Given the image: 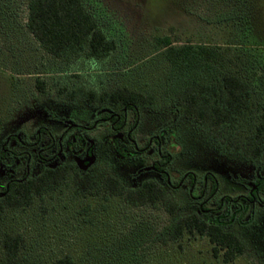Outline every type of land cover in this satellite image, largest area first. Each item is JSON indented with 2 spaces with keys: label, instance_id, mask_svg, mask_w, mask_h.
Returning <instances> with one entry per match:
<instances>
[{
  "label": "rangeland",
  "instance_id": "374dc122",
  "mask_svg": "<svg viewBox=\"0 0 264 264\" xmlns=\"http://www.w3.org/2000/svg\"><path fill=\"white\" fill-rule=\"evenodd\" d=\"M27 1L0 0V146L9 133L19 130L27 134L25 139L29 141L34 140L41 126L56 127L59 132L61 125L49 120L52 110L81 123L89 121L98 105L83 98L69 101L65 97L66 92L78 88L100 93L127 87L160 96L169 64L156 37L165 35L174 44L189 41L223 48L232 44L227 58L239 57L226 59L224 70L253 85L254 106L257 113L264 112V63L257 61L260 57L255 52L244 48L254 43L245 39L247 35L264 44V32L251 35L233 18L223 19L237 5L236 0H82L105 35L115 41L116 48L102 58L82 52L69 61L45 52L28 31ZM127 119L131 124L133 114L129 113ZM108 127H101L94 135L102 145L97 156L88 157L85 152L74 159L79 171H86L95 161L107 166L127 189H136L145 179H155L178 202L179 212H195L187 187L172 188L154 172L137 173L133 160L128 158L132 148H121L125 133L115 139ZM135 132L140 147L148 134L161 136V151L172 156L171 183L176 184L191 170L199 178L194 195L199 194L200 181L208 171L220 179L219 195L246 193L249 185H254L256 171L264 173L263 159L247 160L224 152L204 130L179 118L167 106L143 109ZM119 139L118 147L115 140ZM11 146L21 151L19 146ZM155 153H143L141 157L147 164L152 160L162 162L163 158ZM21 165L20 161L9 165L0 162V188L8 177H20ZM41 169V165L32 167L30 174L36 175ZM168 221L169 214L159 205L134 206L118 196L77 194L72 182L67 181L43 198L36 197L26 208L8 210L0 221V235L21 233L26 240L23 254L31 264H51L65 255L72 258L73 264H264V231L259 235L258 228L246 229L236 222L226 227L245 241L247 250L225 262L222 254H215L208 237L196 232H185L166 244L156 241L155 235ZM239 228L244 229L243 234Z\"/></svg>",
  "mask_w": 264,
  "mask_h": 264
},
{
  "label": "trees",
  "instance_id": "16d2710c",
  "mask_svg": "<svg viewBox=\"0 0 264 264\" xmlns=\"http://www.w3.org/2000/svg\"><path fill=\"white\" fill-rule=\"evenodd\" d=\"M236 1L237 5L223 19L233 18L251 35L264 32V1ZM25 25L45 52L65 61L82 52L89 57L102 58L116 48L115 41L105 35L82 0H28ZM247 37L246 40L254 43L245 44L244 48L255 52L260 57L257 61L264 63V44L254 36L253 40ZM156 41L169 64L160 96L120 87L100 93L78 88L66 92L65 97L69 101L83 98L104 107L113 106L122 117L120 124L123 108L137 115L139 110L167 106L177 111L179 118L204 130L224 152L238 154L247 160H264V112L257 113L254 106V87L238 74L224 70L226 59L234 61V57H239L227 58L232 44L224 48L189 41L174 44L168 35L156 37ZM39 88L44 89L43 85ZM67 181L72 182L77 194L112 195L134 206L163 207L169 214V221L155 235V240L163 244L177 240L185 232H196L208 237L215 254H222L225 262L233 261L247 250V244L235 232L208 222L195 212H179L178 202L161 183L148 180L136 189H127L107 166L100 164L83 174L72 165L45 168L37 176L11 183L0 197V221L8 210L26 208L36 197L43 198ZM25 246L26 240L21 233L1 234L0 264H31L23 254ZM51 264H73V260L65 255Z\"/></svg>",
  "mask_w": 264,
  "mask_h": 264
},
{
  "label": "flooded vegetation",
  "instance_id": "af4514ba",
  "mask_svg": "<svg viewBox=\"0 0 264 264\" xmlns=\"http://www.w3.org/2000/svg\"><path fill=\"white\" fill-rule=\"evenodd\" d=\"M96 104L98 105V109L91 115L90 120L85 123L70 119L68 116H61L56 110H52L49 112V120L53 125L58 123L61 125L59 132H57L58 130L56 127L54 129L46 126L38 127L35 131L33 141L25 139L27 134L24 131L19 130V132L9 133L0 146V162L1 164L5 162L9 165L14 162L17 164L20 161L23 166L21 165L22 167H20V177H8L1 186L0 197L9 189L11 183L37 176L45 168L72 165L78 173L83 174L90 171L99 164H95L94 161L88 165L86 171L81 172L77 169L74 159L85 152L88 157H90L89 155L97 156L100 146L102 145L100 138H96L94 135L97 134L101 127L108 125L109 131L115 136V139H117V137H122L123 132L125 133V142L121 144L122 146L117 142L120 141L121 138L115 140V145L118 147L121 146V148L128 145L132 148L128 158L133 160L136 172L139 174L147 172L157 173L165 178L167 185L172 188L187 187L189 203L191 207L196 208L195 213L200 217L208 222L218 223L225 229L227 226H232L235 224L234 222H236L239 226L246 229L249 228V226L258 228L259 235L264 231L262 227L264 223L263 172L256 171L253 179L254 185H249L246 193L219 195L218 193L221 188L220 179L216 174L208 171L200 181L201 189L199 194L194 195L192 191L199 186V178L191 170L182 174L176 184H173V182L171 183V178L174 177L169 171V162H171L172 156L170 153H163L161 151V136L158 133L148 134L149 136H146L142 147L139 146V140L134 134H136V126L140 123L142 110H139L136 115L133 110L123 108V121L120 124L122 117L119 113L114 111L113 106L108 105L104 107L99 103ZM175 112L178 113L177 111ZM129 113L133 114V121L131 124L127 122ZM89 137L91 140H89ZM12 144L14 146H19L21 151H15L11 146ZM154 151H156L155 154H157L159 158H163L162 162L160 160H152L149 164L145 163V159L141 157V154H150ZM72 156L74 158L70 159L69 157ZM166 158H169V160H166ZM39 165L42 167L41 171L36 175H31V168ZM11 175L12 174H9V176ZM148 180L155 179H145L139 186ZM186 181L189 182L187 185ZM209 203H211L210 206L208 205ZM262 215L263 218H261ZM242 229H238L241 234H243Z\"/></svg>",
  "mask_w": 264,
  "mask_h": 264
}]
</instances>
